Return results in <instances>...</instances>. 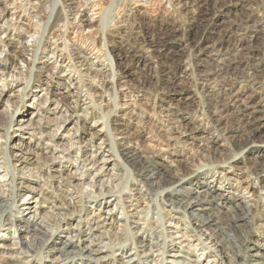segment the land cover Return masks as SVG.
<instances>
[{
    "label": "rangeland",
    "instance_id": "obj_1",
    "mask_svg": "<svg viewBox=\"0 0 264 264\" xmlns=\"http://www.w3.org/2000/svg\"><path fill=\"white\" fill-rule=\"evenodd\" d=\"M120 1L123 2V0H71L68 2L66 0H41L39 3L37 0H0V9L6 8L8 11L7 14L1 16L2 21L0 20V25L4 26L6 20L11 24L10 33L7 35L0 33V42H9V39H12L10 42H13L16 46L17 42H21L22 45H26L29 48H31V45H36L38 50L35 58L41 60L39 63L46 62L47 66L54 67L53 71L64 79L65 87H79L80 99L82 101L80 102L81 108L77 110V113L68 111L62 114L70 122H66V124L57 123L61 128H56V121L53 119L59 117L60 113H57L55 103L52 102V100H55L53 93L58 94L60 91H64L65 88H53L48 82L49 80H45L46 73L44 74L34 69L31 75H26V73L18 75L16 72L3 70L4 74H0V119L3 114L10 119L9 125L0 121V136L3 135L5 125L7 128L6 138L8 140L5 150L7 160L5 163L15 165L13 169L17 170L18 175L24 173L25 176L32 177L35 174L37 180H42L43 176L48 180L46 181L47 186H51V188L57 187L58 182H63V184L70 183L72 186L81 184V188L76 186L72 190L67 186H62L58 191V194L65 197L67 202L71 203L73 200L69 199L68 201L71 193H74L73 195L75 196H78L80 193L90 194L94 192L93 194H95V191L97 193L100 184L96 182L93 188L94 180L92 176L99 173L97 181L104 180L105 190H110V188L114 187L112 194L116 195V197H121L122 204L126 206V212L130 215H135V212L139 213L137 214L138 218L135 215L129 216L127 219L126 224L131 227L129 229L131 231L130 234V231H125L122 226L125 225L122 220L124 212L118 209L119 205L117 209H114V203L118 202V200L113 201L114 196H108L106 199L100 200V204L96 207L90 205L94 212L104 211V214L101 212L102 217L106 216L105 212L107 213L109 208H113L114 226L100 229L97 235L100 232H108L109 235L101 240L107 243V248L110 247L108 246L109 240L112 243H117L118 239H122L123 243L125 242L124 244H126L124 245L126 247L124 251V254L127 253L126 257L130 253H134L131 244L134 235H136L135 239L138 241H141V236H144L146 238L144 243L148 245L151 242H159L161 244L162 242L155 240L154 236H157L165 238L166 246L170 245V247L164 250L166 252L163 257L159 256L160 253L154 252V255H156L155 261H151L152 258L145 261L144 256L141 254L142 250L139 249L138 253L141 255L139 261L141 264H173L171 262H174L175 258L170 255H174L175 253H181L188 259H196L199 256V264H205L207 261H213V264H221L215 254L210 252V250H213V247H211L208 241H205L203 238L198 241L195 237L194 232L188 226L190 220L179 213L176 215L175 212L170 210L169 206L160 201L166 200V197H168L165 192L159 193L162 197H158L157 201L153 200L155 199L153 198L152 202H146L149 196L143 195V193L147 189L140 184L138 188L141 189L142 195H135L134 200H131L130 195L135 193L129 190L133 188L132 181L136 178L133 170L129 167L127 169L128 173H125L121 159L110 157L107 152H104V155L107 156L102 157L99 155L102 149L99 150L97 148L98 144L102 142L101 140H107L108 137L116 139V133L122 130L123 133H128L126 134L128 137L126 142L131 146H140L156 155L154 163L158 168H165L169 171L170 175H168V178L170 176L174 178V175H183L189 178V175L195 171L202 174L205 173L206 176L204 178L213 181L214 185L219 187L218 192L227 198L244 197L246 198L245 201H248L251 205L254 204L253 201H259L260 213H257L255 209H251L252 215L255 218L249 234H247L246 242L240 237L239 231L236 233L239 237L237 241V248L239 249H235L238 250L236 252L238 256H235V260L245 264V261L249 259L248 255L251 253V250H248L249 246L254 247L256 244L257 248V245H264V190L258 188V181L250 173V168L257 161H260L256 158V153L253 149L262 144L247 145L242 152L236 151L229 158L227 142L221 138V133L215 131L207 118L202 115L204 102L206 101L204 98L207 94L206 91L223 88V84L221 85L216 80L210 81L209 79L201 78L197 69L198 65H206L208 59L206 55H208V51L210 50L214 49L211 53L212 55L217 54L228 58L227 55L230 56L236 48V41L243 38L241 37L244 36L243 33L247 41L251 39L256 44L255 35L251 30L244 32L237 29L236 35L227 36L231 24L238 19L239 13L243 10V6L247 0H228L225 6L212 7L207 12L203 11L205 10L203 0H146V3H134V1L130 0H124V3H121ZM209 1L212 2V0ZM59 2H63L65 6H70L73 11L72 13L67 12V10L65 11L66 18H62L58 22L55 30L47 29V22L50 23L52 21L55 8ZM97 2L100 5L92 8V5ZM116 3H118V6ZM120 8H124L125 10L120 12ZM246 8H249L253 12L255 22L262 18L263 9L260 7L249 3ZM122 18L125 22L115 25ZM69 23L72 26H69ZM114 25L121 30L120 33L115 31ZM17 32L22 36L17 37L15 34ZM167 40H171V44H164V48L158 47L159 53L151 51V47H153L150 44L151 42L155 41L159 43L160 41ZM74 48L84 55L94 68H110L109 70L114 75L102 72L101 74H103L105 82H103V77L102 79L90 78L92 80L89 81L84 76L82 78L84 85L81 86L79 74L75 71L79 67L71 66L68 63L69 60L66 59ZM94 48L95 50H92ZM98 49L101 55L107 53V57H97L95 53ZM8 53V48L2 46L0 48V60L6 58ZM258 58L264 61V50L258 52ZM31 59L30 54L26 56L27 61L16 60L13 65L16 64V66H19L25 72L26 62H29ZM133 60H136V63L132 64ZM128 64H131V67L126 71L128 75H122L123 66ZM116 65L118 66L116 67ZM39 66L43 65L39 64ZM172 69L176 70V73ZM8 72H10L9 75L5 76ZM169 72L173 77H176L175 82L173 81L174 85L167 82L166 78H172ZM40 80L44 81L41 85L38 82ZM93 80L97 84L104 83L107 86L106 89L108 88L107 92L110 93V96L102 94L101 91L95 88L91 89L95 94L89 92L88 88L91 87L88 83ZM6 83H9L10 86L3 88ZM139 83L144 85L145 94L134 89L126 90L127 87L135 88V85L137 86ZM11 85L12 87L17 85L14 89L15 91L10 90ZM224 88L226 89V87ZM243 90V93L237 94L239 95L237 97L238 102H234V100L231 102L230 100L226 101L228 108L226 112H220L221 118L226 117L228 114H233L234 112L230 111V109L240 103L247 104L249 102V106L253 109L256 107L262 108L259 104L262 105L263 102L259 101V97L255 98L254 101L247 99L251 93L259 96V89L253 91L244 86ZM73 91L76 92V90ZM176 92L181 94L177 95L175 94ZM225 97L223 96L222 100ZM45 98L47 102L44 101ZM90 99L92 102H90ZM74 100L76 99H67L66 103L74 106V103H72ZM39 104L45 110H38L39 107L37 106ZM158 106H171L172 109L187 113L194 120L193 123L188 125L189 129H195V131H192V134L189 135L190 137H180L177 140V135L171 132L173 122L164 116L165 113H161L162 110ZM13 109L16 110L13 112ZM261 111L263 115L261 113L260 116H262L261 119L263 120H261L260 126L264 127V109H261ZM90 113H96L94 114L96 116L99 113L100 117L95 120L86 119V121L80 119L76 122V115L89 117ZM69 116L72 117L70 120ZM37 120L42 124V130L34 128L29 130L24 129L28 121L35 122ZM106 120L110 126L109 132H101L100 135L102 136L92 139L91 133L97 130L105 131L106 126H103V123ZM17 121L23 122L19 123ZM82 125L92 129L89 130V133H85L82 131ZM75 131H78L77 137ZM261 131H264V129H261ZM48 132L55 134L56 139L54 142L50 141L49 137H47L46 134ZM109 134L110 136H108ZM69 138H71L72 146H69V148L64 147L63 144H66ZM211 138H216V141H210ZM5 141L1 136L0 144H3ZM115 142L118 143L119 141L115 140ZM206 142L208 143L206 144ZM46 144L57 146L52 147L57 150L53 153V149H47ZM63 149L66 153L71 152L70 155L63 154L61 152ZM108 149L106 148L105 150ZM200 149L207 150L208 160L199 161L196 154ZM93 155L96 156L97 163L93 162V158L91 157ZM261 156L264 157V150ZM53 158L56 162H52ZM102 158L116 159L113 163L119 164V168L115 169L112 165H108L103 167V171L101 172L95 171V167H102V164L99 163ZM22 159H27L29 164L19 161ZM223 160H226L227 164L222 165L226 166L227 169L221 172L215 166L217 163H222ZM2 162L0 160V163ZM37 162L40 163L37 164ZM71 162H76L75 164L77 165L80 163L81 165L76 169ZM82 164H84V168H81ZM93 164L96 166L93 167ZM230 164L232 165L231 168ZM0 166H2L0 171L7 170L3 165L0 164ZM23 166L28 170H21ZM107 167L108 170H105ZM37 169L42 170V174L38 173ZM75 172H84L85 176L81 177L80 174L75 175ZM59 175L64 180L60 181ZM69 175L74 176L76 180L69 178ZM114 175H120L119 181L114 180ZM224 175H226V178H223ZM8 178L9 175H5L4 177V172H0V185L3 184L2 181L6 182ZM83 179L85 180L83 181ZM18 183H21L18 186L19 190H15L18 194V197H16L18 203L26 198L28 199L27 201H30V206H35L38 203L37 207H43L38 208L41 214L43 210H45L44 212L47 211L45 208H51V205L43 201L46 198L53 200V194L45 188L46 186L42 187L39 182L31 178L28 180L22 178L16 182L17 185ZM88 183L91 186H88ZM192 187V184L183 183L182 188L179 190L184 194L186 190L183 188ZM7 193L5 191V194ZM105 200H109L113 204L111 206H104ZM58 212L61 211L54 210L53 214ZM47 215L50 216L51 214L48 213ZM170 216H174L175 219H171ZM73 219L66 223L53 224V226L49 227L52 233H57L58 237H60L57 240L53 239L54 241L66 243L65 236H78L77 230H74L77 228L75 221L78 220V217L74 216ZM178 220L179 222H177ZM161 228L165 231L164 235H162L163 232L161 233ZM8 229L10 231L4 232L0 229V237H6V241L3 243L10 244L15 248L14 243H18L16 231L11 226ZM67 229H71V232L67 231ZM81 230H86L83 225L81 226ZM184 232L186 237L189 238V242L181 238V233ZM93 239V236L86 234L80 235L79 238H73V241H80L77 243L81 248L88 247L94 250L100 248L90 246V242H93V244L98 243V241ZM172 247L173 250H170ZM205 247H208V249H205ZM100 249L105 251L102 247ZM121 254L122 251L119 248H114L113 255L115 256L113 257L115 259L125 256ZM42 257L45 261L44 263H47V260L56 259L58 255H48L43 251ZM130 258L137 260L134 264H138V257L132 256ZM182 260L189 262L185 259ZM38 263L36 261L34 264ZM99 264H119V260L117 263H112V260H109L108 262H100Z\"/></svg>",
    "mask_w": 264,
    "mask_h": 264
},
{
    "label": "bare ground",
    "instance_id": "obj_2",
    "mask_svg": "<svg viewBox=\"0 0 264 264\" xmlns=\"http://www.w3.org/2000/svg\"><path fill=\"white\" fill-rule=\"evenodd\" d=\"M37 1L39 3L41 2V0H37ZM68 1L71 0H66V2ZM130 1H134V3L147 2L146 0L145 1L130 0ZM203 1H204L203 7L205 8V10L203 11L207 12L209 11V8L212 7L218 8L225 6L228 0H212V2H210L209 0H203ZM97 3L93 4L92 8L95 7L96 5L97 6L100 5L99 2ZM121 3H124V0ZM249 3L263 9V16L257 22H255L253 12L249 8H246V6ZM117 4L118 3H116V5ZM124 8H120L119 9L120 12H123L125 10ZM184 9L186 8L184 7ZM0 10H1L0 20L2 21L1 16L7 14L8 11L6 8L5 9L1 8ZM66 10L67 12H71V13L73 11L70 6H65L63 2L62 3L59 2L57 4V7L55 8L52 21L50 23L47 22L48 24L47 29L55 30L56 27L58 26L57 25L58 22H60L62 18H66V14H65ZM239 14L240 15L238 19L231 24L227 36L228 35L231 36L232 34L236 35L235 33L237 29L242 30L244 32L246 31L248 32L251 30V32H253V34L255 35L254 38L256 40V44H254L251 39H248L249 41H247L245 39L246 37H244L245 34L243 33L244 36H241L243 38L236 41L235 44L236 48L234 52L230 54V56L227 55L228 58L217 54L212 55L211 53L212 51H214L213 48H212L213 50L208 51V55H206L208 59L207 61L205 60L206 65H198L199 67L197 71L200 73L201 78L209 79L210 81L216 80L217 82H220L221 85L223 84V88L206 91L207 94L204 96L206 101L204 102V109L202 110V115H204L207 118L208 122L212 125V128H214L215 131L221 133L220 135L221 138L227 142L228 145L227 151L229 153V158L232 157L234 153H236V151L242 152L244 150V147L247 145L262 144V145H258L259 147L257 146L253 149L254 152L256 153V158H258L260 161H257L251 167L252 169L250 168L251 170L250 173L252 176H254V179L258 181L259 183L258 188L264 190V160H263L264 157L261 156V153L264 150V131H261V129H264V127L260 126L261 120H263L261 119L262 116H260V114L262 113L261 109H264V68H263L264 61L263 59L258 58V52L264 50V0H247L246 4L243 6V10ZM124 22L125 21L122 18L121 20L116 22L115 25H117L118 23L122 24ZM4 24H5L4 26L0 25V33H4L7 35L8 33H10L11 24L10 22H8V20H6ZM115 25H114V27L116 28L115 31L117 33H120L121 30ZM69 26H72V24L69 23ZM15 34L17 35V37L22 36L18 32ZM11 40L12 39H9V42H4V43L0 42V48L4 46L5 48H8L9 51L7 57L0 60V71H2L0 74L1 75L4 74L3 70H10V72H16V74L18 75H24L23 73H26V75H31V72L34 69L41 73L44 74L46 73L45 80H49L48 82L50 83L51 86H53V88L55 89H59L60 87L65 88L64 91H60L58 94L53 93L55 100H52V102L55 103L56 106L55 108L57 113H60L59 117L53 119L54 121H56L55 127L61 128L58 126L57 123L66 124V122H70L67 121L66 117L62 114L67 113L68 111L69 112L72 111V113H77V110H80L81 108L80 102L82 101L80 99V88L79 87L70 88L68 86L65 87L64 79H62L53 71L55 69L54 67L47 66L48 64L46 62L39 63L41 62V60L35 58L36 52L38 50L36 45L33 46L31 45V48H29L26 45H22L21 42H17V46H16L13 42H10ZM170 42L171 40H167L163 42L160 41L159 43L153 41L150 43L151 46H153L151 47L152 48L151 51L159 53L160 51H158L157 48L158 47L164 48L165 47L164 44L167 45L171 44ZM92 50H95V48ZM30 54L32 59L29 60V62H26L27 66L25 67L26 68L25 72L19 66H16V64L13 65V63H15L16 60L27 61L26 56ZM95 54L97 55V57L100 56L101 57L104 56L105 58L107 57V53L101 55L99 49L96 51ZM126 57L128 56L126 55ZM66 59L69 60L68 63H70L71 66L79 67V69L75 71L77 72V74H79L78 76L81 82V84L80 83L79 84L81 86L84 85V81L82 80L84 76L87 77V79L90 81L92 80L90 78L102 79L103 77V74H101L102 72L113 74V72L109 70L110 68L108 69L94 68L90 64L88 59L75 48L67 56ZM133 63H136V60H133L132 64ZM203 63L205 64V62ZM39 64H42L43 66H39ZM117 66L118 65H116V67ZM129 67H131V64L123 66L122 75L127 74L126 71ZM172 71L176 73V70L172 69ZM10 72L6 73L5 76H8ZM169 74L171 75L170 72ZM169 74L167 73V75ZM166 79L168 84L174 85L176 77L172 76V78L168 77ZM98 80L100 81V79ZM38 82L39 85L44 83L43 80L42 81L40 80ZM103 82H105L104 77H103ZM88 84L91 87L88 88L89 92H93V94H95V92L91 90L92 88H95L101 91L102 94H108V96H110V93L107 92L108 88L106 89L107 86L104 83L97 84L94 83L93 80ZM8 86H10V84L6 83L3 88H6ZM244 86L252 89L253 91L259 89L258 92L259 96L254 93H251L247 99L249 101H254L255 98L259 97V101L261 103L263 102L262 105L259 104V106H261L262 108L256 107L253 109L252 107L249 106V102H247V104L240 103L239 105H236L235 107H232V109H230V111L234 112L233 114L230 115L228 114L229 116L225 115L226 117L221 118V115H219L220 112L223 111L226 112L228 108L227 107L228 103L226 101L230 100L231 102L234 100V102H238L237 97H239V95L237 94H241L244 92L243 90ZM16 87L17 85H15V87H12L11 85L10 90H14ZM224 87H226V89ZM71 89L76 90V92H74ZM129 89L138 90L143 94H145L144 93L145 87L142 83H139L137 86L135 85V88L127 87L126 90L129 91ZM175 94L180 95L181 93L176 92ZM223 96L226 97L225 99L222 100ZM70 98L76 99L72 101V103H74V106L72 105L70 106L66 103L67 102L66 100ZM44 101L47 102V99L45 98ZM90 102H92L91 99ZM37 107H39L38 110H45V108L42 107L40 104ZM158 107L160 108V110H162L161 113H165L164 116L168 117L173 122V126L171 127V132L172 134L177 135L176 137L177 140L180 139V137L181 138L190 137L189 135L192 134V131L193 130L195 131V129L192 130L189 129L188 125L193 123L194 120L192 117L188 116L187 113L177 109H172L171 106L170 107L158 106ZM15 110L13 109V112ZM94 114L96 113H90L89 117L79 116L75 114L76 115L75 118L77 119L76 122H78L80 119L86 121V119L95 120L96 118L98 119V117H100L99 113L97 114L98 116ZM71 118L72 117L69 116V120ZM0 121H2L7 125L10 124L9 117L4 114L1 117ZM17 122L20 123L23 121H17ZM108 124L109 123L107 122V120L104 121L103 126H106L105 131L97 130L96 132L91 133L92 139H96L97 137L102 136L100 135L101 132L108 133L110 130V126ZM25 126H26L24 128L25 130H29L33 128L38 130L43 129L42 124L40 123L39 120L35 122L28 121V123ZM90 129L92 128H88L86 126L82 127V131L85 133H89ZM121 131L116 133L117 135L116 139L112 137H108L107 140H101L102 142L98 144L99 146H97V148L99 150L102 149L101 152L99 153V155L102 157L104 156L106 157L107 155H104V152H107L109 153L110 157H116V159L117 158L121 159V164L123 165V168H125L124 169L125 173H128L127 169L129 167L133 170L134 172L133 174L134 176H136V178L133 179L132 181L133 188L129 189L130 192H135L133 195H130L131 200H134L135 195H142L141 189L138 188L140 184H142L147 189L145 193H143V195L149 196L147 197L146 202H152L153 198H155L153 200L157 201L158 197H162L161 195H159V193L162 194L165 192L169 198L166 197V200L164 199L160 201H162L164 204L169 206L170 210L175 212L176 215H178L179 213L186 219L190 220L188 226L194 232L195 237L198 239V241L201 240V238H203L205 241H208L211 247H213V250L210 249L209 250L210 252H213L215 254V256L219 260V263L244 264L242 262L240 263L235 260V256H238L236 255L237 254L236 252H238V250L235 249L238 247L237 241L239 238L236 235V233L239 231L240 237H242L244 239V242H246L247 234H249V230L255 218L252 215L253 212L251 209H255L257 213H260L259 201L258 200L253 201L254 204L251 205L248 203V201H245L246 198L244 197L237 196L236 198H227L226 196L218 192L219 187H216L213 181L206 180L204 178L206 176L205 173L202 174L200 172L195 171L189 175V178L184 177L183 175L182 176L174 175V178L172 176L169 177L173 179L170 180L168 178V175H170L168 173L169 171L166 170L165 168L163 169L158 168L154 163V158L156 155L151 153V151L148 152L147 150H145V148L143 149L140 146L138 147L131 146L128 142H126L128 138L126 134L128 133L125 134L123 133V131L122 132ZM75 132H76L75 135L77 137L78 131ZM6 135H7V128L5 125V128L3 129V135L1 136L6 141L3 144H0V160L3 161L0 164L6 167L7 170L0 172H4V177L5 175H9V178L6 182L2 181L3 184L0 185V229L2 230V232H4V231H10L8 229L9 226L14 228V230L16 231L18 243L16 242L14 243V246H16L14 248L10 244L8 245L6 243H3L4 241H6V237L5 238L2 236L0 237V264H34L36 261L39 262L38 264H48V263L49 264H99L100 262L101 263L108 262L109 260H112V263H117L119 260V264H134L137 260L130 258L132 256L138 257V264H141L139 261L141 257V255H139L138 253L139 249L142 250L141 254L142 256H144L145 261H148L149 258H152L151 261H155L154 258L156 257V255H154V252L160 253L159 256L161 257L164 256L166 252L164 250L167 247H170V245L166 246L165 238H159L157 236H154V238H156L155 240L160 241L162 243L159 244V242H154V243L151 242L148 245L144 243V240H146L144 236H141V241H138L135 239L136 235H134L131 242L132 250H134V253H130L127 257H126L127 253L124 254L126 248L124 247V245L126 244H124L125 242L123 243L122 239H118L117 243H112L109 240L108 246L110 247L107 248L106 247L107 243H104L101 240L106 238L107 235H109L108 232H100L99 235H97V233H99L100 229H105L114 226L115 220L113 215V208H109L108 212L107 213L105 212L106 216L102 217V213L104 214V211L94 212V210L91 208L90 205H94L93 207H96L100 204V200H104L108 196H112V197L114 196L115 198L113 199V201L118 200V202L114 203V209H117V206L119 205L118 209L124 212V218L122 220L125 225L122 226L124 227L125 231L131 229V227L127 226L126 224L128 217L136 215V217L138 218L137 214L139 213L135 212V215H130L129 213H127L125 210L126 206L122 204L121 197L120 196L116 197V195L112 194L113 192L112 190L114 187L110 188L111 191L105 190L103 183L104 180L97 181V179L99 178L98 177L99 173L92 176V179L94 180L92 187L94 188L96 182L100 184L97 193L96 191L95 194H93L94 192L90 194L80 193L78 196H75L73 195L74 193L73 194L71 193V196L70 198H68V201L69 199H71L73 200L72 203L67 202V199L61 196L60 194H58V191L61 189L62 186H67L72 190H74V187L76 186L81 188L82 186L81 184L72 186L70 185V183L63 184V182H58L57 187L51 188V186H47L46 181L48 180L45 179L43 176L41 178L42 180L40 179L37 180L35 174L32 177L25 176L24 173L18 175L17 170L15 168L13 169V166L15 165L5 163V161L7 160V155L5 150L8 140L6 138ZM46 135L47 137H49L50 141L53 142L55 141L56 136L54 133L48 132ZM108 136H110V134ZM70 137L72 138V136ZM71 138L68 139V142L66 144H63L64 147L69 148V146H72L70 140ZM115 140H118L119 142L116 143ZM210 141L214 142L216 141V138H211ZM207 143L208 142H206V144ZM52 147H57V146L47 145V149L48 148L53 149V153H54L57 149ZM106 148L109 149L105 150ZM206 149H200L198 153L195 152L197 153L196 155L200 162L202 160H206V159L208 160V155H207L208 153L206 154L207 151ZM61 152L63 154H69V155L71 153V152L66 153L64 149L61 150ZM91 157L93 158L94 163L98 162L96 156L93 155ZM116 159L111 160V159L102 158L99 161V163L102 164V167L101 168H99L98 166L95 167V171L101 172L103 171V167H106L108 165H112L113 168L118 169L119 164L117 165L113 163L114 161H116ZM19 161L29 164V161H27V159H22ZM52 162H56L54 158ZM38 163L40 162H37V164ZM75 163L76 162L73 163L71 162V164H73L74 167L78 169V167L81 164L79 163L77 165ZM222 164H227L226 160H223L222 163H217L215 166L217 169H220L221 172L226 171L227 169V167ZM94 166L96 165L93 164V167ZM84 167H85L84 164H82L81 168ZM231 167L232 165L230 166V168ZM1 168L2 166H0V169ZM21 170L27 171L28 169L25 166H23ZM105 170H108V167ZM37 172L42 174V170L37 169ZM74 174L75 175L80 174L81 177L85 176L84 172L81 173L75 172ZM114 176H115L114 180L119 181L120 175H114ZM22 178L26 180L31 178L39 182L40 185H42V187L46 186L45 188L50 190V193L53 194L52 196L53 198L51 197L53 200H51L50 198H46L43 199V201L51 205V208H45L47 209V211L44 212L45 210H43V213L41 214L38 211V208H43V207H37L38 203H36L35 206H30L31 203L30 201H27L28 200L27 198L19 203L16 201V197H18V194L15 192V190L18 191L19 190L18 186L21 185V183H18L17 185L16 182ZM58 178H60V181L64 180L62 179L61 175H59ZM69 178L76 180L74 176L72 177L69 175ZM223 178H226V175H224ZM84 180L85 179H83V181ZM183 183L193 185L192 188H187V189L183 188L186 190V193L184 194L179 190L182 188ZM88 186L91 185L88 183ZM5 191H7L8 193L5 194ZM103 204L104 206H111L113 202H110L109 200H105ZM54 210H59L61 212L53 214ZM48 213H50L51 215L50 216L47 215ZM74 216L78 217V220L75 221L77 228L74 229L77 230L78 236L75 235L65 236L64 239L66 240V243L62 241L57 243L56 241H54L60 239V237H58L59 235L57 233H52L49 227L53 226V224L59 225L60 223H66L67 221L74 220L73 219ZM171 219H175L174 216H172ZM177 222H179V220ZM82 225L83 227H85L86 230H81ZM70 230L71 229H67V231L71 232ZM161 233L162 235H164L165 233V231H163L162 228H161ZM86 234L93 236L94 238L93 240L98 241V243L96 244L90 242L89 243L90 246H96L100 248L102 247L105 249V251H103L100 248H97L95 250L88 247L81 248L78 245L80 241L79 242L78 240H76V242L73 241V238H79L80 235H86ZM181 238L189 242L188 240L189 238L186 237L185 232L181 233ZM49 242L50 244H48ZM114 248H119L122 251L121 255L124 254L125 256L119 259H115L113 257L115 256L113 255ZM205 249H208V247H205ZM170 250H173V247ZM248 250H251V253L248 255L249 259L245 261V264H264V245H257L256 248V244H255L254 247L249 246ZM43 251H45V253H47L48 255L57 254L58 257L56 259L53 258V260L52 259L47 260L46 261L47 263H44L45 261L42 257ZM170 256L175 258V261L171 262L173 264H199L200 262L199 256L196 259H188L187 257L183 256L181 253H175L174 255H170ZM182 259H185L189 262H185ZM205 264H213V261H207Z\"/></svg>",
    "mask_w": 264,
    "mask_h": 264
}]
</instances>
